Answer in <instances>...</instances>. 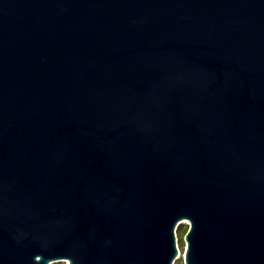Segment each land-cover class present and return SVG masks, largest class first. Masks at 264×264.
<instances>
[{"label": "water", "instance_id": "obj_1", "mask_svg": "<svg viewBox=\"0 0 264 264\" xmlns=\"http://www.w3.org/2000/svg\"><path fill=\"white\" fill-rule=\"evenodd\" d=\"M264 264V0H0V264Z\"/></svg>", "mask_w": 264, "mask_h": 264}, {"label": "rangeland", "instance_id": "obj_2", "mask_svg": "<svg viewBox=\"0 0 264 264\" xmlns=\"http://www.w3.org/2000/svg\"><path fill=\"white\" fill-rule=\"evenodd\" d=\"M190 226V222L183 221L178 224L176 228V237H177V245H178V254L174 260L173 264H186L185 262V252L187 247V240H186V232ZM53 264H68L69 259H56L51 261Z\"/></svg>", "mask_w": 264, "mask_h": 264}, {"label": "bare ground", "instance_id": "obj_3", "mask_svg": "<svg viewBox=\"0 0 264 264\" xmlns=\"http://www.w3.org/2000/svg\"><path fill=\"white\" fill-rule=\"evenodd\" d=\"M184 221H187L188 222L189 220L188 219H184Z\"/></svg>", "mask_w": 264, "mask_h": 264}]
</instances>
